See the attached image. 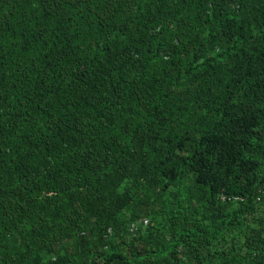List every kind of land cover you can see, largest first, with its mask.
I'll return each instance as SVG.
<instances>
[{"label": "trees", "instance_id": "trees-1", "mask_svg": "<svg viewBox=\"0 0 264 264\" xmlns=\"http://www.w3.org/2000/svg\"><path fill=\"white\" fill-rule=\"evenodd\" d=\"M0 264H264V0H0Z\"/></svg>", "mask_w": 264, "mask_h": 264}]
</instances>
